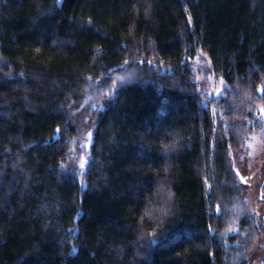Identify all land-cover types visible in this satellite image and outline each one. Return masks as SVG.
Here are the masks:
<instances>
[{
  "label": "trees",
  "instance_id": "1",
  "mask_svg": "<svg viewBox=\"0 0 264 264\" xmlns=\"http://www.w3.org/2000/svg\"><path fill=\"white\" fill-rule=\"evenodd\" d=\"M261 107L264 0H0V264H264V176L259 215L233 161Z\"/></svg>",
  "mask_w": 264,
  "mask_h": 264
},
{
  "label": "rangeland",
  "instance_id": "2",
  "mask_svg": "<svg viewBox=\"0 0 264 264\" xmlns=\"http://www.w3.org/2000/svg\"><path fill=\"white\" fill-rule=\"evenodd\" d=\"M193 69L196 78L201 82L203 89L212 96H220L224 89V81L216 74L211 68L209 57L206 53H200L192 60ZM114 69L112 78H108L109 81H114V78L118 75ZM125 73L124 69L123 72ZM96 84V85H95ZM94 86L100 87L102 81H95ZM114 85V84H113ZM115 90V88H114ZM88 90H85L83 98L78 102H74L71 105L72 113L75 117L78 129V137L76 138L73 154L71 158V165L83 170L89 161V154L91 144L94 139L96 123L93 119V112L97 109L95 103H91L90 100H84L87 98ZM264 107L260 108V113L264 117V111H261ZM93 110V111H92ZM91 132V137L88 133ZM264 134H255L252 136L249 145L250 149L244 155L234 153L233 161L234 166L240 173V177H243L242 183L245 187V196L248 202L252 205L254 210L259 215H262V207L260 202L259 184L264 176ZM84 162L85 166L80 167V163ZM260 255L253 256V264H261Z\"/></svg>",
  "mask_w": 264,
  "mask_h": 264
},
{
  "label": "snow or ice",
  "instance_id": "3",
  "mask_svg": "<svg viewBox=\"0 0 264 264\" xmlns=\"http://www.w3.org/2000/svg\"><path fill=\"white\" fill-rule=\"evenodd\" d=\"M89 23H91L90 20H89ZM140 63H145V61H140ZM147 63H151V62L147 61ZM111 95H112V92H111V89H109V93L107 94V98L111 99ZM261 111H264V109H262ZM57 131H59V129H57ZM91 135H92V133L89 132L88 136L91 137ZM84 166H85L84 162H81L80 167L83 168ZM241 179L243 180V177H241ZM262 198H264V197H262ZM158 238H159L158 236H154L152 240H145L144 235L142 234L140 239H141V241H144L145 243H147L150 247L151 244Z\"/></svg>",
  "mask_w": 264,
  "mask_h": 264
}]
</instances>
